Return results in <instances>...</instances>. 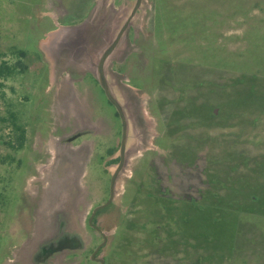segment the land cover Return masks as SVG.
I'll return each instance as SVG.
<instances>
[{
	"label": "rangeland",
	"instance_id": "374dc122",
	"mask_svg": "<svg viewBox=\"0 0 264 264\" xmlns=\"http://www.w3.org/2000/svg\"><path fill=\"white\" fill-rule=\"evenodd\" d=\"M134 3L96 0L68 28L54 21L59 0H0V64L14 67L0 78V264L26 249L13 227L57 204L78 247L48 264H97L102 237L87 218L108 198L121 120L96 65ZM58 36L69 47L51 54ZM104 74L127 135L113 198L93 220L104 264H264V0H141ZM17 127L28 131L18 153ZM61 129L89 130L61 152L65 165L51 147Z\"/></svg>",
	"mask_w": 264,
	"mask_h": 264
},
{
	"label": "flooded vegetation",
	"instance_id": "af4514ba",
	"mask_svg": "<svg viewBox=\"0 0 264 264\" xmlns=\"http://www.w3.org/2000/svg\"><path fill=\"white\" fill-rule=\"evenodd\" d=\"M67 43H68V41L67 42L64 41L63 44H65V48L68 49L70 43L69 44H67ZM62 47H64V46H62ZM103 93H104L108 103L113 105V103H111L108 100L104 90H103ZM113 107L115 108V113L118 115L119 119L121 120L120 115L116 110V107L114 105H113ZM50 132H52V131L43 130L42 132H39L38 135H35L36 138L39 137V139H36V142L38 144H39V142L42 143V145L40 147H42V149L44 150L43 154H47V153L51 152L50 146H48L47 143L43 144V138H45V136L47 134H50ZM53 132L56 134V136L52 135L53 138H56V140H53L52 146H51L54 149V159L56 158V160L58 161V165L59 164L65 165L68 163V161H67L68 157H65L67 152L65 151L63 154L61 152L65 148L72 149L71 144L76 142L83 135H87L89 133V130L88 131L73 130V131L68 132L65 129H61V130H56ZM27 133H28L27 130L23 129L21 131V130H19L18 127H17V130L14 131V136H13L14 139L12 141V144H13L12 148H13L14 152L18 153L19 150L21 151L22 149L25 148V146L27 145L26 139L28 138ZM35 136H34V138H35ZM126 136L127 135L125 134V140H124L123 151H122L123 162H124ZM121 141H122V121H121V139H120L119 148H118V156L114 159L113 158L110 159V161L112 160L111 161L112 163H110V164L111 165L115 164L114 171L116 170V168L118 167V165L120 163ZM37 149H38V151H40L39 148H37ZM76 152H78V151H76ZM108 152H110V151L108 150ZM77 154L78 155H76V157L74 155L73 156L74 158H72V156H71L69 159L70 160L69 162H71L72 165H76V162L80 161V159H79L80 152H78ZM110 154H111V156H113L114 150H112L110 152ZM39 156L40 155H37L36 157H33V159H37V158H39ZM17 164H19V162H17ZM60 178L61 177H59V176H54V179L51 182L52 185L65 187V183L64 184H63V182L60 183L61 182ZM65 179L68 181L70 180V178L68 179L66 177H65ZM110 180H111V178H110ZM20 184H21V182L17 181V184L15 186V190L17 191V195H16L17 198H19V187L21 186ZM113 190H114V186H113ZM54 194L55 193H52L50 196L54 197ZM109 194H110V182H109ZM36 195L37 194H35V196ZM57 195H58V193H57ZM108 197H109V195H108ZM54 199H52V200H54ZM36 200H37V196H36ZM60 201H63V199H60L59 202ZM52 202H55V201H52ZM53 204H55V203H53ZM108 205H106L105 207H107ZM96 206H98V205H96ZM105 207L98 209L95 212V214L91 220L92 225H90L88 223V218H89V216L92 213L94 208L91 210V212L87 218V225L89 227H91L92 229H94L95 231H97L98 233H100V235L102 237L101 242L95 246V248H96L97 246L101 245L99 247V249L95 252L94 258L92 259V253L95 250V248L93 249V251L91 252V255H90V259L94 260L97 264H100V262L96 259L102 258L98 255L99 250L105 244L106 240L104 241V239H103V235H102L103 231L98 227V225H96L93 222V220H94V217L96 216V214L100 210L104 209ZM27 212L29 214L27 216L32 217L30 215L31 211H27ZM37 213H38V215H37L36 219L38 220L39 225L33 224V226L30 227L29 225H26V224H19L18 226L13 227L16 230L15 233L19 234L17 237L18 238L21 237L23 239L21 242V245L25 246V248H26L25 250L22 251V253L20 255H18L20 259H18V261L16 263H13V264H35V263L36 264H48L49 261L51 260V258L54 256V254L58 253L59 251H62L64 249H74V248L78 247L76 244L75 245L73 244V242H74L73 238L74 237L72 235L67 234V232L74 233L75 227L72 225H67V226L65 225V222L62 220L63 216H65V210L61 208L60 204H57L53 208V210H38ZM27 216H25V217H27ZM28 217H27L26 221H24V223H27ZM46 221H50L52 223V225L51 224H48L47 226L42 225V222L44 223ZM28 223H29V221H28ZM93 226L98 227V229H100V231ZM29 229H33V231H30ZM39 230H41V231H39ZM44 230L45 231L47 230V232H45ZM29 235H31L33 237V239H32L33 241H31V242H30L31 237ZM105 237H106V235H105ZM103 261H104V259H103ZM12 262H13V260H12Z\"/></svg>",
	"mask_w": 264,
	"mask_h": 264
},
{
	"label": "water",
	"instance_id": "95a60500",
	"mask_svg": "<svg viewBox=\"0 0 264 264\" xmlns=\"http://www.w3.org/2000/svg\"><path fill=\"white\" fill-rule=\"evenodd\" d=\"M141 3V0H135V3L128 15V17L125 19V21L122 23L121 27L119 28V30L117 31L114 39L108 44V46L103 50L102 54L100 55L99 59H98V62H97V65H96V76H97V79L102 87V89L104 90L108 100L113 103V105L116 107V110L117 112L119 113L120 115V118H121V121H122V141H121V158H120V163L118 165V167L116 168V170L113 172L112 176H111V180H110V194H109V197L108 199L96 206L92 213L90 214L89 218H88V223L90 225L91 224V220L95 214V212L98 210V209H101L103 207H105L106 205H108L110 203V201L112 200L113 198V186H114V181H115V178L118 174V172L120 171L121 169V166L123 164V155H122V151H123V144H124V140H125V134H126V119H125V115H124V112H123V109L120 105V103L117 101L116 97L114 96V94L112 93L111 91V88L110 86L108 85V83L106 82V78H105V74H104V66H105V63L106 61L108 60V58L110 57L112 51L115 49V47L117 46V44L120 42L123 34L125 33L127 27L129 26L130 24V21L132 19V17L134 16L136 10L139 8V5ZM63 41V38H59L57 39L56 41V45L59 46V47H62V42ZM56 49V48H55ZM55 49H52L53 51H55ZM57 51V49H56ZM95 227L96 229H98V227L96 226H93ZM100 231V229H98ZM102 235H103V239L104 241L106 240V237H105V234L102 232ZM101 245L97 246L95 248V250L93 251L92 253V259L94 258V254L95 252L99 249ZM100 262V264H103L104 261L102 258H98L96 259Z\"/></svg>",
	"mask_w": 264,
	"mask_h": 264
},
{
	"label": "crops",
	"instance_id": "0c3cea01",
	"mask_svg": "<svg viewBox=\"0 0 264 264\" xmlns=\"http://www.w3.org/2000/svg\"><path fill=\"white\" fill-rule=\"evenodd\" d=\"M95 1L96 0H59L63 9L66 10V13L57 19L55 18L54 21L58 24L66 25L68 28L78 25V23L86 19V16H88L89 12L93 9ZM44 20L52 21L53 19L51 17H46ZM73 29L71 31H73ZM61 37L63 38V36H60V38ZM58 38L59 36L57 38L55 37V40ZM64 41L66 42L70 41V38L68 39L64 37ZM50 46L58 49L56 47V43L55 44L51 43L49 47ZM56 49L55 51L52 50L51 54L54 52H58L56 51ZM41 50L44 51L42 48Z\"/></svg>",
	"mask_w": 264,
	"mask_h": 264
},
{
	"label": "trees",
	"instance_id": "16d2710c",
	"mask_svg": "<svg viewBox=\"0 0 264 264\" xmlns=\"http://www.w3.org/2000/svg\"><path fill=\"white\" fill-rule=\"evenodd\" d=\"M14 71V67L7 64H0V78L11 76Z\"/></svg>",
	"mask_w": 264,
	"mask_h": 264
},
{
	"label": "bare ground",
	"instance_id": "6f19581e",
	"mask_svg": "<svg viewBox=\"0 0 264 264\" xmlns=\"http://www.w3.org/2000/svg\"><path fill=\"white\" fill-rule=\"evenodd\" d=\"M59 39V38H58ZM55 41V42H54ZM52 44H55L56 43V40L54 39V40H52V42H51ZM48 48V47H47ZM52 49H55L54 47H52V46H50L49 48H48V51H49V53H51V51H52Z\"/></svg>",
	"mask_w": 264,
	"mask_h": 264
}]
</instances>
